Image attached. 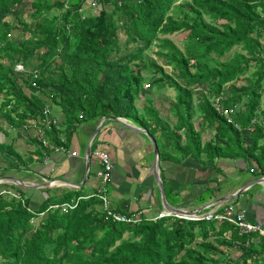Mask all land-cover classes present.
Instances as JSON below:
<instances>
[{
    "label": "trees",
    "instance_id": "16d2710c",
    "mask_svg": "<svg viewBox=\"0 0 264 264\" xmlns=\"http://www.w3.org/2000/svg\"><path fill=\"white\" fill-rule=\"evenodd\" d=\"M23 1H30L34 22H26L15 7ZM95 1L97 10L85 13V0H0V118L22 128L41 118L45 107L56 106L62 118L49 128L40 126L50 144L64 138L66 145L81 122L124 117L147 130L160 159H170L175 151L217 169L218 158H242L254 160L264 175V128L258 123L249 129L252 118H264V0ZM13 18L22 33L10 37L17 28ZM119 31L125 34L122 41ZM178 31L187 32L184 50L167 36ZM234 46L240 49L221 60ZM152 47L170 72L145 54ZM16 64L23 70L16 71ZM239 80L245 84L236 86ZM167 88L174 91L169 102L177 120L173 128L161 121L148 96ZM221 94L225 105L235 108L233 119L240 128L212 106L211 99ZM141 95L145 103L138 107ZM243 109L245 114L239 112ZM196 117L200 120L194 124ZM205 129L213 132L206 140ZM33 143L40 156L48 152L37 138ZM64 196L46 198L37 210H29L26 198L0 195V264L264 261V242L252 243L254 233L239 235L228 221L166 215L114 222L105 218L96 197L66 212L48 209L56 199L70 200ZM237 240L242 244L237 246Z\"/></svg>",
    "mask_w": 264,
    "mask_h": 264
},
{
    "label": "crops",
    "instance_id": "0c3cea01",
    "mask_svg": "<svg viewBox=\"0 0 264 264\" xmlns=\"http://www.w3.org/2000/svg\"><path fill=\"white\" fill-rule=\"evenodd\" d=\"M151 93L148 96L157 108L159 118L173 128L177 120L170 110L169 102L174 99V95L170 96L164 90ZM141 97L144 99V96ZM141 103L137 106L143 107L145 99ZM58 115L59 119L63 116L61 111H58ZM120 118L124 123L111 116L103 117L96 123L81 122L66 145L64 138L60 139L61 144L58 145H62L66 151L48 148V152L45 151L42 156L37 153L33 143L36 138L33 129L14 127L6 121L5 125L0 123V142L5 145L0 147V195L6 196L3 191L12 190L19 193L22 199L28 200L29 210H37L46 198L60 199L72 192L75 197L70 194L68 199L71 201L79 196L90 195L103 186L117 211L140 212L143 218L154 220L165 211L161 188L154 176L157 172L163 184L166 204L170 207L181 212H194L208 208L204 207L205 204L222 195L232 194V200L209 207L231 203L237 208H244L249 220L264 226V191L261 190V187L264 188V175L259 172L254 160L218 158L216 169L197 164L192 157H179L175 151H171L174 157L170 159H160L158 154L156 166L147 130L130 119ZM199 120L196 117L194 124ZM125 124L139 126L147 134L130 129ZM96 128L98 131L91 140ZM160 131L158 128L156 132L161 134ZM211 132L205 129L203 139H209L213 134ZM178 133L183 144V129ZM6 146L11 147L10 152ZM94 150L106 151L113 163L111 178L107 183L103 184L96 175L100 160L93 154ZM14 154L20 155V161ZM87 158L89 166H86ZM251 167L253 171H250ZM244 185L246 189L239 193L238 190ZM29 194L34 195L35 201L39 202L38 208L32 207ZM259 241L257 235L251 238L252 243L257 244ZM234 251L238 255L239 247H234Z\"/></svg>",
    "mask_w": 264,
    "mask_h": 264
},
{
    "label": "built area",
    "instance_id": "2783aa9c",
    "mask_svg": "<svg viewBox=\"0 0 264 264\" xmlns=\"http://www.w3.org/2000/svg\"><path fill=\"white\" fill-rule=\"evenodd\" d=\"M89 5L93 8L96 7V1L90 0ZM16 71H22L23 66L22 64L15 65ZM32 80V79H31ZM31 85H35L34 80L30 81ZM212 106L214 109L221 114L228 122H232L236 128H240L239 123L235 122L233 119V114L235 113L234 107H228L224 103L223 95H217L211 99ZM42 117L39 119H30L24 127L27 129H35L38 131V135L40 136V142L42 146H45L49 149H53L55 151H66V149L62 145H54L50 144V142L43 137V129L41 128L40 124L44 127L49 128L50 125H55L59 121L57 117L51 116L50 109L45 107L42 112ZM260 124L264 128V118L260 120L257 118H252L250 120L249 129H252L255 124ZM93 154L99 157L100 160V168L96 172L97 177L102 181V183H107L111 178V171L113 169V163L110 160L109 154L103 150H94ZM254 168H250V171H253ZM6 194L13 196L15 198L21 199L18 193H15L12 190H4ZM96 197L100 200L101 209L104 213L106 219H110L114 222H127V223H136L142 220V216L140 212H132V213H123L121 211H117L115 207L111 204V201L106 194V189L103 186H99L96 191L90 195L86 196H79L71 201H64V202H53L49 204L48 209H60L62 212H66L70 209H73L77 206L78 202L82 199H88ZM209 210L206 212H201V210L197 212H193L192 214L184 215L186 219H205V220H215L218 222L221 221H228L233 224L238 231L239 235H249L255 234L257 235L260 240L264 242V226L259 223L252 222L249 220L245 215L244 208H237L233 204L228 203L227 205L222 206V204L217 206L209 207ZM204 210V209H203ZM166 211L161 212L158 215L159 217L166 216ZM42 214V213H41ZM242 243L237 240L236 245H241ZM249 244V239L243 242L244 246Z\"/></svg>",
    "mask_w": 264,
    "mask_h": 264
},
{
    "label": "rangeland",
    "instance_id": "374dc122",
    "mask_svg": "<svg viewBox=\"0 0 264 264\" xmlns=\"http://www.w3.org/2000/svg\"><path fill=\"white\" fill-rule=\"evenodd\" d=\"M17 9H19V10H22L23 11V14H22V18L26 21V22H28V23H30V22H34L36 19L30 14L31 12H32V10H33V8L31 7V5H30V1H23V2H21V3H19V4H16V6H15ZM97 9L96 8H92L90 5H89V0L87 1V0H85V2H84V4H83V11L85 12V13H87V12H95ZM13 23H15V25L18 23V21L16 20V18L14 19L13 18V21H12ZM220 22H223L222 20H220ZM17 26V25H16ZM22 32H21V28L19 27V26H17V28L15 29V30H13L12 32H11V34H10V37H14V36H16V35H20ZM118 34H119V39H120V41H122L124 38H125V34H124V32H122V31H119L118 32ZM186 34H187V32L186 31H178V32H175V33H173V34H170V35H167L180 49H182V50H184V49H186L185 48V36H186ZM28 36V33H25L24 34V37H27ZM240 49V47H238V46H234L229 52H227L223 57H221L220 59L221 60H224V59H228L231 55H232V52L234 51V50H239ZM155 47H152L151 48V50H146V52H145V54L147 55V56H149L150 58H154L159 64H162L163 65V67L165 68V70H167L168 72H170L171 71V67H169V66H167V65H165L164 64V60L162 59V58H160V57H158L157 55H155ZM211 56H213V53H211ZM194 70V68H191V71H193ZM146 82H148V81H146ZM144 83V88L146 87L147 89L149 88V86H148V84L147 83ZM242 84H245V82H243L242 80H239V82H237L236 83V86H239V85H242ZM199 89H204V86L202 85L201 87H198V88H196V92H198V90ZM162 91V90H161ZM153 92H155V90H153ZM151 93V95L152 94H155V93ZM164 92H166L167 94H169L170 96H173L174 95V91L173 90H171V89H166V90H164ZM163 95H165L164 93H163ZM245 99H246V97H245ZM142 100H143V98L142 97H140L137 101H136V104L137 105H142ZM225 103V102H224ZM260 106L262 107V108H264V93L262 94V96L260 97ZM50 109V112H51V116L53 115L54 117H57L58 118V120H59V118H60V116L58 115V111H59V113H60V108H58V107H56V106H53L52 105V107L51 108H49ZM236 109L237 110H240V106H237L236 107ZM241 114H245L246 113V109H243V111H239ZM243 112V113H242ZM140 114H141V116H145V113L141 110L140 111ZM0 123H3L4 125L6 124L5 122H4V120H3V118H0ZM28 123V121L25 123V124H23L22 125V129H23V127H24V125H26ZM195 124H197V123H195ZM139 127V126H138ZM30 129V128H29ZM28 129V130H29ZM35 132H36V135H35V137L40 141V136L38 135V131L37 130H35V129H33ZM164 132H168L167 130L166 131H164ZM212 133V132H211ZM158 134V133H157ZM43 137H44V135H43ZM161 137H163L162 135L160 136V138ZM45 138V137H44ZM159 138V139H160ZM48 140V139H47ZM49 141V140H48ZM38 145V144H37ZM169 157L171 158V157H174V154H169ZM156 180V179H155ZM256 187H258L259 185H257V184H254ZM261 190H263L264 191V188L263 187H261ZM70 194H72V192L71 193H69L68 195H65L63 198L64 199H68L69 198V195ZM29 196V199H30V201H31V204H32V207L33 208H38L37 206L39 205V202L38 201H35V197H34V195H31V194H29L28 195ZM72 197L74 198L75 197V195H73L72 194ZM62 198V199H63ZM44 200V199H43ZM235 200H237V199H235ZM234 200V201H235ZM42 201V200H41ZM57 202H60V200H56ZM42 203V202H41ZM101 206V205H100ZM209 210V208H206V209H204V210H201V212H206V211H208ZM167 215V214H166ZM262 264H264V261L262 262Z\"/></svg>",
    "mask_w": 264,
    "mask_h": 264
},
{
    "label": "water",
    "instance_id": "95a60500",
    "mask_svg": "<svg viewBox=\"0 0 264 264\" xmlns=\"http://www.w3.org/2000/svg\"><path fill=\"white\" fill-rule=\"evenodd\" d=\"M113 118L116 119V120H118V121H120V122H122V123H124V121L120 117H113ZM126 126H128L130 129H136V130H138L140 132H144L145 134H147L146 130H144L143 128L135 127V126L133 127V126H130L128 124ZM97 131H98V128L95 129L94 134L91 136V140L94 137V135L97 133ZM148 137L152 141V145H153V156H154L153 159L155 161V165L157 166V163H158V154H159L158 148H157V144H156V141L150 135H148ZM87 154H88V156L90 154V145L87 146ZM86 160H87L86 161V166H89V160H88V158ZM154 176H155V179L158 181V184H159V186L161 188V195H162V198H163L164 209L167 212L166 213L167 215H174V216H177V217H185L183 215H187V214H192L193 213V212H181V210H177V209L172 208L169 205H167L166 204V201H165V193H164L163 184L161 183V181L159 179L158 173L155 172ZM245 189H246V186L244 185V186H242L238 190V192L239 193H242V191H244ZM233 198H234V196L232 194H230V195H222V196H220V197H218V198H216V199L208 202L207 204H205L204 207L206 208V207H208V206H210L212 204L218 203V202H222V203L223 202H227V201L232 200ZM194 212H197V211H194Z\"/></svg>",
    "mask_w": 264,
    "mask_h": 264
},
{
    "label": "clouds",
    "instance_id": "9594fccd",
    "mask_svg": "<svg viewBox=\"0 0 264 264\" xmlns=\"http://www.w3.org/2000/svg\"><path fill=\"white\" fill-rule=\"evenodd\" d=\"M16 193V192H15ZM19 194V193H18ZM21 197V196H20ZM22 199V198H21ZM42 213V212H41Z\"/></svg>",
    "mask_w": 264,
    "mask_h": 264
}]
</instances>
